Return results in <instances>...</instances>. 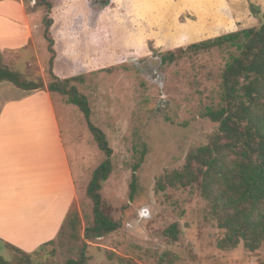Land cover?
<instances>
[{
	"label": "rangeland",
	"instance_id": "1",
	"mask_svg": "<svg viewBox=\"0 0 264 264\" xmlns=\"http://www.w3.org/2000/svg\"><path fill=\"white\" fill-rule=\"evenodd\" d=\"M24 1L30 10L29 1ZM245 4L251 13L248 27L264 22L253 0H243L241 6ZM191 6V0H92L87 17L84 14L86 33L74 44L79 57L71 53L58 63L59 70L83 71L85 79L78 88L88 96L92 121L113 148V171L103 183L102 207L121 227L88 241V264H264V245L255 251L243 244L218 248L222 231L207 217L198 185L156 188L161 175L180 168L188 153L217 131L218 124L204 111L220 102L221 73L230 55L238 53L225 44L162 63L161 52L211 38L195 36L197 16ZM1 9L8 14L16 10L6 4ZM1 53L3 62L26 79L45 84L51 80L46 47ZM93 61L100 66H91ZM22 91L1 82L0 108L6 98L21 96ZM52 94L77 184L73 206L82 238L93 217L86 188L104 154L81 110L66 96ZM143 152L132 192L134 166ZM173 223L178 224L177 239L165 233ZM79 246V239L61 235L33 257V264H63L77 257ZM0 254L9 260L18 255L2 242Z\"/></svg>",
	"mask_w": 264,
	"mask_h": 264
},
{
	"label": "trees",
	"instance_id": "2",
	"mask_svg": "<svg viewBox=\"0 0 264 264\" xmlns=\"http://www.w3.org/2000/svg\"><path fill=\"white\" fill-rule=\"evenodd\" d=\"M27 1L30 3V10L26 8L28 13L44 10L39 26L49 52L51 80L45 84L42 80L26 79L3 62L0 50V83L10 82L25 91L48 90L66 96L67 102L83 113L104 159L94 169L86 188L93 203V217L85 226L83 237L79 235V214L72 205L54 239L30 252L6 243L18 255L15 260H9L0 254V264H33L35 255L67 234L79 239L80 246L77 257H69L63 264H88V241L107 236L121 227L102 207L103 183L113 171V148L105 132L92 121L88 96L78 88V83L85 79L83 71L56 72L55 66L71 53L79 57L74 44L86 33L85 19L92 0ZM225 44L235 46L238 53L230 55L221 73L220 102L207 106L204 111V116L218 124L217 131L208 143L193 148L180 168L161 175L156 188L198 185L207 204V217L222 231L218 248L227 250L243 244L246 249L255 251L264 245V22L161 52L160 58L162 63L168 64L187 52L198 53ZM90 64L94 68L100 66L98 61ZM143 156L144 152L134 166L132 192ZM165 233L177 239L178 224H171Z\"/></svg>",
	"mask_w": 264,
	"mask_h": 264
},
{
	"label": "crops",
	"instance_id": "3",
	"mask_svg": "<svg viewBox=\"0 0 264 264\" xmlns=\"http://www.w3.org/2000/svg\"><path fill=\"white\" fill-rule=\"evenodd\" d=\"M191 1L195 36L248 27L251 13L246 4L241 6L243 0ZM253 2L264 16V0ZM4 4L16 10L8 14L1 9ZM40 18L28 13L22 0H0V50L46 47ZM20 93L6 98L0 108V242L30 252L57 236L77 197V184L53 94Z\"/></svg>",
	"mask_w": 264,
	"mask_h": 264
}]
</instances>
